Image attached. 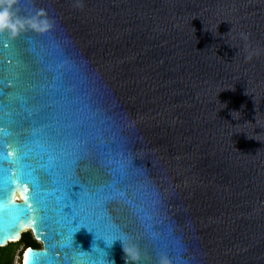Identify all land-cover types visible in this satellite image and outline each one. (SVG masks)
<instances>
[{"label": "water", "instance_id": "1", "mask_svg": "<svg viewBox=\"0 0 264 264\" xmlns=\"http://www.w3.org/2000/svg\"><path fill=\"white\" fill-rule=\"evenodd\" d=\"M7 23L0 249L264 264V0H11Z\"/></svg>", "mask_w": 264, "mask_h": 264}, {"label": "clouds", "instance_id": "2", "mask_svg": "<svg viewBox=\"0 0 264 264\" xmlns=\"http://www.w3.org/2000/svg\"><path fill=\"white\" fill-rule=\"evenodd\" d=\"M10 6H11V0H0V28L12 27L7 23ZM42 15H43L42 12L37 13V17H34L32 20L18 21L15 26L20 27L21 29L24 27L25 24H27L33 28H38L40 26H46L47 25L46 21H39L38 20V17L42 16ZM125 251L128 253V255L132 261H135L138 259V256H137L135 249L128 248V249H125Z\"/></svg>", "mask_w": 264, "mask_h": 264}, {"label": "rangeland", "instance_id": "3", "mask_svg": "<svg viewBox=\"0 0 264 264\" xmlns=\"http://www.w3.org/2000/svg\"><path fill=\"white\" fill-rule=\"evenodd\" d=\"M22 248V246L18 245V244H11L9 245L7 248H3V249H0V255H4L5 257L8 255H10L11 253L13 254L12 255V258H13V262L12 264H20L19 260L16 259V255H17V252L20 251ZM16 249V250H15ZM1 258V257H0ZM9 258H5L4 260H2L4 263H7Z\"/></svg>", "mask_w": 264, "mask_h": 264}, {"label": "flooded vegetation", "instance_id": "4", "mask_svg": "<svg viewBox=\"0 0 264 264\" xmlns=\"http://www.w3.org/2000/svg\"><path fill=\"white\" fill-rule=\"evenodd\" d=\"M21 239V238H20ZM36 243V242H35ZM15 244H18V245H20V246H22V248H21V250L20 251H18L17 252V255H16V259H18L19 260V262H20V257H21V255H22V252H23V250L25 249V248H27L28 247V245L26 244V243H21V242H17V243H15ZM36 245H37V248L36 249H39L40 248V245L39 244H37L36 243ZM7 247V246H6ZM34 249V248H33ZM16 250V249H15ZM12 253L8 256H6L7 258H9L8 259V261H7V263H4L3 261H2V264H12V262H13V258H12ZM4 255H2V260H4L5 258H6Z\"/></svg>", "mask_w": 264, "mask_h": 264}, {"label": "trees", "instance_id": "5", "mask_svg": "<svg viewBox=\"0 0 264 264\" xmlns=\"http://www.w3.org/2000/svg\"><path fill=\"white\" fill-rule=\"evenodd\" d=\"M19 242L26 243L28 245L27 248H34V249L37 248L36 243L32 240V237H31V235L29 233L23 234L21 236V239L19 240ZM7 247H5V248H7ZM0 257H1L0 258V264H2V255H0Z\"/></svg>", "mask_w": 264, "mask_h": 264}, {"label": "snow or ice", "instance_id": "6", "mask_svg": "<svg viewBox=\"0 0 264 264\" xmlns=\"http://www.w3.org/2000/svg\"><path fill=\"white\" fill-rule=\"evenodd\" d=\"M68 239H69V244H71V236L70 235H69ZM24 264H27V254H25Z\"/></svg>", "mask_w": 264, "mask_h": 264}, {"label": "bare ground", "instance_id": "7", "mask_svg": "<svg viewBox=\"0 0 264 264\" xmlns=\"http://www.w3.org/2000/svg\"><path fill=\"white\" fill-rule=\"evenodd\" d=\"M17 201V200H16Z\"/></svg>", "mask_w": 264, "mask_h": 264}]
</instances>
